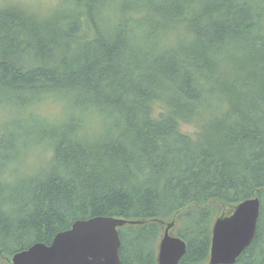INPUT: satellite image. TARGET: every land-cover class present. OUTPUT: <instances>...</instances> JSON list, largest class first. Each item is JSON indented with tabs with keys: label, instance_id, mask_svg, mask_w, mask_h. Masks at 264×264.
Here are the masks:
<instances>
[{
	"label": "trees",
	"instance_id": "obj_1",
	"mask_svg": "<svg viewBox=\"0 0 264 264\" xmlns=\"http://www.w3.org/2000/svg\"><path fill=\"white\" fill-rule=\"evenodd\" d=\"M67 2L42 24L0 10V103L19 109L0 125V153L39 138L57 160L10 191L0 183V264L95 216L140 221L118 228L119 264H158L169 221L186 245L177 264H206L213 219L254 196L256 231L233 264H264V0H112L114 27L98 13L107 0ZM161 29L184 40L157 52ZM45 87L101 105L114 131L85 143L71 123L35 124L23 106Z\"/></svg>",
	"mask_w": 264,
	"mask_h": 264
},
{
	"label": "clouds",
	"instance_id": "obj_2",
	"mask_svg": "<svg viewBox=\"0 0 264 264\" xmlns=\"http://www.w3.org/2000/svg\"><path fill=\"white\" fill-rule=\"evenodd\" d=\"M0 10H12L42 24L73 11L74 5L67 0H0ZM98 13L110 26L119 23V5L112 0L98 5ZM134 40L143 42V32H137ZM182 40L179 31L161 29L151 38V43L155 51L161 52L177 48ZM14 104L15 101L0 103V125L8 122L10 111L19 110L13 108ZM23 111L42 127L65 129L71 123V138L77 142L90 143L114 131L113 117L107 110L94 102H77L76 93L67 88L45 87L29 94ZM56 166L51 141L21 137L6 154L0 153V183L10 191L22 180L43 176ZM11 209V204L5 205V211Z\"/></svg>",
	"mask_w": 264,
	"mask_h": 264
},
{
	"label": "water",
	"instance_id": "obj_3",
	"mask_svg": "<svg viewBox=\"0 0 264 264\" xmlns=\"http://www.w3.org/2000/svg\"><path fill=\"white\" fill-rule=\"evenodd\" d=\"M260 201L254 196L236 204L229 214L212 223L208 264H233L247 248L256 231ZM139 220L95 216L75 220L57 232L49 244L35 242L15 252L8 264H119L118 228ZM174 221L164 223L157 249L158 264H177L185 253L184 240L174 235Z\"/></svg>",
	"mask_w": 264,
	"mask_h": 264
},
{
	"label": "rangeland",
	"instance_id": "obj_4",
	"mask_svg": "<svg viewBox=\"0 0 264 264\" xmlns=\"http://www.w3.org/2000/svg\"><path fill=\"white\" fill-rule=\"evenodd\" d=\"M188 128L189 130H191L189 127H186ZM161 231L163 232V230L161 229ZM162 235V233L160 234V236ZM160 236L158 237L157 239V243H156V255H157V249H158V245H159V240H160ZM207 264V263H206Z\"/></svg>",
	"mask_w": 264,
	"mask_h": 264
},
{
	"label": "bare ground",
	"instance_id": "obj_5",
	"mask_svg": "<svg viewBox=\"0 0 264 264\" xmlns=\"http://www.w3.org/2000/svg\"><path fill=\"white\" fill-rule=\"evenodd\" d=\"M208 259H209V257H208ZM207 264H208V262H207Z\"/></svg>",
	"mask_w": 264,
	"mask_h": 264
}]
</instances>
